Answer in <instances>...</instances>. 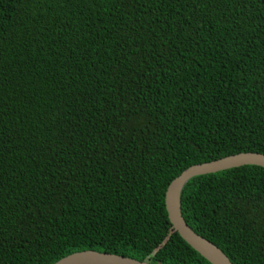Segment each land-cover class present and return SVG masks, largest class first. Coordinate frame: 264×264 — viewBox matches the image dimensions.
Returning <instances> with one entry per match:
<instances>
[{"label":"trees","instance_id":"16d2710c","mask_svg":"<svg viewBox=\"0 0 264 264\" xmlns=\"http://www.w3.org/2000/svg\"><path fill=\"white\" fill-rule=\"evenodd\" d=\"M239 153L264 155V0H0V264H210L165 191ZM180 209L264 264L263 168L192 178Z\"/></svg>","mask_w":264,"mask_h":264},{"label":"water","instance_id":"95a60500","mask_svg":"<svg viewBox=\"0 0 264 264\" xmlns=\"http://www.w3.org/2000/svg\"><path fill=\"white\" fill-rule=\"evenodd\" d=\"M243 166H256L264 169V155L259 153H239L215 161L196 164L185 169L168 185L164 195L167 217L173 230L193 250L210 264H231L223 252L211 242L193 232L184 221L180 209V194L185 184L192 178L216 174ZM54 264H152L132 258L97 251L72 253Z\"/></svg>","mask_w":264,"mask_h":264}]
</instances>
